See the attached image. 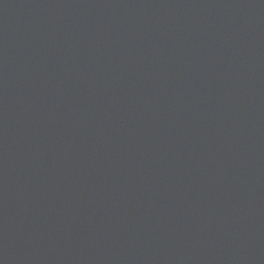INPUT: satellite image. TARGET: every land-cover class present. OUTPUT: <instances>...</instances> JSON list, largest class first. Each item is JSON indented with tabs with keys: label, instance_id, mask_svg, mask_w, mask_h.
<instances>
[{
	"label": "water",
	"instance_id": "95a60500",
	"mask_svg": "<svg viewBox=\"0 0 264 264\" xmlns=\"http://www.w3.org/2000/svg\"><path fill=\"white\" fill-rule=\"evenodd\" d=\"M0 264H264V0H0Z\"/></svg>",
	"mask_w": 264,
	"mask_h": 264
}]
</instances>
